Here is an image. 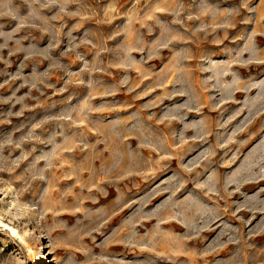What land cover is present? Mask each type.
<instances>
[{"label": "rangeland", "instance_id": "374dc122", "mask_svg": "<svg viewBox=\"0 0 264 264\" xmlns=\"http://www.w3.org/2000/svg\"><path fill=\"white\" fill-rule=\"evenodd\" d=\"M0 221V264H264V0H0Z\"/></svg>", "mask_w": 264, "mask_h": 264}, {"label": "bare ground", "instance_id": "6f19581e", "mask_svg": "<svg viewBox=\"0 0 264 264\" xmlns=\"http://www.w3.org/2000/svg\"><path fill=\"white\" fill-rule=\"evenodd\" d=\"M0 224H2L1 223V221H0ZM4 226H6V225H4ZM11 231H12V234L13 235H15L16 237H18L21 241H22V243L25 245V248L27 249V251L30 253L31 252V249L28 247V245H27V243H26V240L24 241L23 240V237H22V235L21 234H19L20 232H18L15 228H12L11 227ZM24 236V235H23ZM29 244V243H28ZM31 255H32V253H31ZM30 255V256H31ZM33 256V255H32ZM31 256V257H32ZM32 259H33V257H32ZM38 262V261H37ZM30 264H36V261L35 260H31V263Z\"/></svg>", "mask_w": 264, "mask_h": 264}]
</instances>
